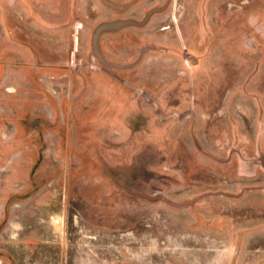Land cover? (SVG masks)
Here are the masks:
<instances>
[{
    "label": "rangeland",
    "instance_id": "obj_1",
    "mask_svg": "<svg viewBox=\"0 0 264 264\" xmlns=\"http://www.w3.org/2000/svg\"><path fill=\"white\" fill-rule=\"evenodd\" d=\"M0 264H264V0H0Z\"/></svg>",
    "mask_w": 264,
    "mask_h": 264
}]
</instances>
